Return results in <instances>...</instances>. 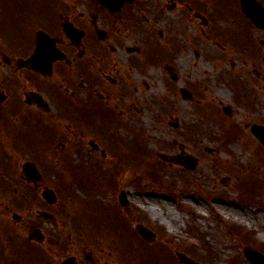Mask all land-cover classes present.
Listing matches in <instances>:
<instances>
[{"label":"flooded vegetation","instance_id":"obj_1","mask_svg":"<svg viewBox=\"0 0 264 264\" xmlns=\"http://www.w3.org/2000/svg\"><path fill=\"white\" fill-rule=\"evenodd\" d=\"M151 67L179 103L254 138L264 0H0V264H97L71 238L84 208L58 197L49 160L93 135L90 113L111 123L101 107L124 124ZM96 135L87 148L105 158Z\"/></svg>","mask_w":264,"mask_h":264},{"label":"rangeland","instance_id":"obj_2","mask_svg":"<svg viewBox=\"0 0 264 264\" xmlns=\"http://www.w3.org/2000/svg\"><path fill=\"white\" fill-rule=\"evenodd\" d=\"M146 82L140 104L123 118L124 124H118L110 110L101 107L111 123L103 125L97 122V113H90L93 123L87 128H92L93 135L78 143L77 153L70 145L68 154L49 160L58 197L72 204L73 214L78 206L84 208L78 220L82 234L76 236L71 230V238L94 253L97 264L110 262L106 248L113 252L114 244L118 246L114 249L128 255L124 264H145L148 251L164 255L165 264H179L176 252L201 264H250L243 255L247 247L264 256L261 145L253 137L234 136L227 125L207 121L194 106L179 103L174 90L161 88L156 67L147 71ZM95 133V142L108 149L105 158L87 148V140ZM180 149L194 158L193 170L167 164L159 157L177 154ZM121 191L128 207L118 204ZM232 209L245 217L234 218L229 212ZM62 221L73 223L74 219ZM121 223L124 231L118 229ZM137 223L154 231L156 240L147 243L140 239L134 231ZM111 231L117 236L113 242L102 236ZM172 255L175 260L169 258ZM116 260H122L120 252Z\"/></svg>","mask_w":264,"mask_h":264},{"label":"water","instance_id":"obj_3","mask_svg":"<svg viewBox=\"0 0 264 264\" xmlns=\"http://www.w3.org/2000/svg\"><path fill=\"white\" fill-rule=\"evenodd\" d=\"M256 134L258 135V138H260L262 144L264 145V128L258 129L256 128ZM190 167H192V165H189ZM123 195L120 196V200L121 202H123ZM136 229L138 230V232L145 238H150L149 232L144 229L142 226L138 225L136 226ZM152 238V236H151ZM246 256L248 257V259L250 260V262L252 264H264V257H262L261 255L257 254L256 252L248 249L246 250ZM180 261L183 262L184 264H196L195 262L187 259L186 257H184L183 255H179Z\"/></svg>","mask_w":264,"mask_h":264},{"label":"bare ground","instance_id":"obj_4","mask_svg":"<svg viewBox=\"0 0 264 264\" xmlns=\"http://www.w3.org/2000/svg\"><path fill=\"white\" fill-rule=\"evenodd\" d=\"M179 156L180 157H186V156H188V154L186 153V152H184L182 149H180L179 150ZM233 216H234V218H237V217H240V215L241 216H243V217H245V214L243 213V212H236V211H233V209L232 210H230L229 211ZM252 217H253V213L252 212H250L249 213ZM158 256V254H149L148 255V258H151V257H157ZM160 259V258H159ZM150 262H154L153 260H150ZM112 264H120V262L118 261V260H113L112 259ZM145 264H148V263H145Z\"/></svg>","mask_w":264,"mask_h":264}]
</instances>
